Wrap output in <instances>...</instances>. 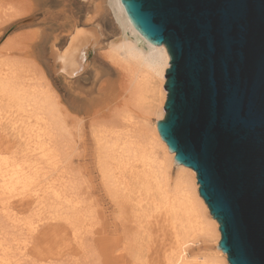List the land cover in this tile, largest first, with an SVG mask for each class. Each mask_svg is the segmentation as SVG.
I'll list each match as a JSON object with an SVG mask.
<instances>
[{
	"label": "rangeland",
	"instance_id": "374dc122",
	"mask_svg": "<svg viewBox=\"0 0 264 264\" xmlns=\"http://www.w3.org/2000/svg\"><path fill=\"white\" fill-rule=\"evenodd\" d=\"M100 4V0H0V77L16 74L23 85L48 94L51 91L50 98L55 99L51 102H56L49 116L53 127L47 139L52 150L40 159L29 156L33 142L26 134L37 127L42 115L26 104L20 108L0 96V152L13 163L29 164L31 157L39 163L35 169L40 184H51L61 194V198L52 195L44 199L40 202L43 207L1 198L6 201L5 205L0 203V256L16 255L21 264H155L154 255L146 254V240L132 241L129 228V232L124 230L136 210L125 213L112 199L101 170L97 134L102 136L111 124L124 127L125 115L136 121L147 119L153 131L156 122L162 120L156 107L160 81L142 65L121 68L107 60L109 43L117 42L120 33L113 14L104 13ZM77 27L93 28L80 31ZM75 29V34L80 31L79 38L84 39L81 46H91L86 59L80 55L79 43L73 41ZM56 46L65 47L59 50ZM109 84L115 88L112 97L105 94ZM68 195L80 203L83 216L78 221L72 220L66 207ZM136 197L134 194L132 209ZM23 217L39 224L32 233L36 236L22 226ZM17 218L22 220L18 222ZM155 233L162 245L173 241L168 227ZM198 235L189 246L191 254L217 250L215 238ZM152 243L147 240L148 247ZM153 244L156 249L160 247V243Z\"/></svg>",
	"mask_w": 264,
	"mask_h": 264
},
{
	"label": "water",
	"instance_id": "95a60500",
	"mask_svg": "<svg viewBox=\"0 0 264 264\" xmlns=\"http://www.w3.org/2000/svg\"><path fill=\"white\" fill-rule=\"evenodd\" d=\"M166 45L158 129L194 169L231 264H264V0H120Z\"/></svg>",
	"mask_w": 264,
	"mask_h": 264
},
{
	"label": "bare ground",
	"instance_id": "6f19581e",
	"mask_svg": "<svg viewBox=\"0 0 264 264\" xmlns=\"http://www.w3.org/2000/svg\"><path fill=\"white\" fill-rule=\"evenodd\" d=\"M100 1L102 11L104 13L109 11L113 14L120 33L117 42L109 43L106 53L107 60L121 68L130 64L142 65L157 78L159 77L160 84L158 92H156L158 93L156 107L159 111L161 110L160 115L162 117L160 119H163L166 113L164 106L168 95V91L164 88L165 75L167 68L170 67V55L166 45L151 46L148 44L131 23L120 0ZM77 28L82 31L93 27ZM76 29L72 32V36L75 35L73 41L79 43L80 55L86 59L91 52V46H81L84 39L79 38L80 31L75 34ZM52 46L49 48L48 60ZM23 84L16 74L6 79L0 77V96L7 97L9 102L20 108L26 104L25 106L31 107V110L42 115L37 121V127L30 129L29 133L26 134L32 136L30 138L33 142V145L29 147V156H38L42 159L50 155L52 150L47 139L50 137L51 128L53 127V122L49 116H52L55 111L54 104L56 102L52 104L55 99L50 98L51 91H48V94L43 89L30 88L31 86ZM114 90L115 88H112L109 84L105 94L112 97ZM122 121L126 126L124 125L119 129L111 124L110 127L107 126L108 130L104 128L106 131L103 132L102 136L97 134V138L98 142H101V152L99 151L101 170L107 188L113 197L111 198L118 202L125 213L136 210L129 222L127 221L128 225L124 226L126 232L131 231V240L138 239L141 240L140 242L146 240V254L149 256L154 255L155 264H231L228 260V254L219 248L221 239L220 224L211 216L208 205L199 193L200 184H197L196 171L176 161V153L169 149L167 142L162 138L157 122L154 130L151 131L147 119L136 121L133 116L125 115L124 118L122 117ZM113 125H116V123ZM29 159V164H27V161L13 163L0 152L1 205H5L6 200H1L5 197L16 198L15 200L22 205L25 201L42 205L40 202L43 203L44 199L47 201V198L49 199L52 195L61 198V194L53 185L40 184L35 169L39 163H36L31 157ZM175 168L177 169L176 173H174ZM134 194H137L138 201L136 207L132 209L131 203ZM46 201L44 204H46ZM65 203L72 220L78 221L83 216L80 203L72 195L65 197ZM6 204L9 205V203ZM3 207L5 208V206H2L1 209ZM36 209L40 210V208ZM25 219L23 217L22 226L27 228L29 233L32 234L39 229V224L36 225L35 222ZM16 220L19 222L22 219L18 220L17 218ZM18 222L16 223L18 224ZM164 227L170 229L173 241L170 240V244H166L165 241L162 245L161 240L155 238V231H161ZM198 234L215 238L217 250L206 255L194 256L191 254L189 251L191 247L189 248V246L197 241L195 238ZM33 236H36V234ZM75 238L77 240V237ZM147 240L160 243V247L156 249L153 243L151 247H148ZM2 243L0 246H2ZM131 244L134 243L131 242ZM26 245L24 244V246ZM73 245H75V242ZM7 247L6 250H8ZM151 250H154V253L149 254ZM7 252L11 253V250ZM56 256L60 259L58 254ZM15 258L16 255L3 254V256H0V264H21Z\"/></svg>",
	"mask_w": 264,
	"mask_h": 264
}]
</instances>
